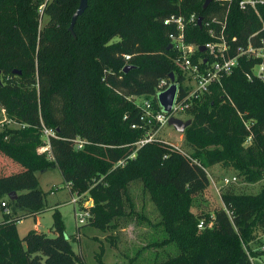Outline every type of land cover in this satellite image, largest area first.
<instances>
[{
    "label": "trees",
    "instance_id": "trees-1",
    "mask_svg": "<svg viewBox=\"0 0 264 264\" xmlns=\"http://www.w3.org/2000/svg\"><path fill=\"white\" fill-rule=\"evenodd\" d=\"M204 2L88 0L70 31L79 0H0V107L19 126L0 131V154L22 168L0 175V264H84L56 210L53 237L35 230L18 235L19 222L50 209L36 174L55 169L76 196L91 201L86 224L103 233L131 216L149 220L134 209L131 184L140 182L160 213L153 225L164 236L158 245L174 246L153 247L161 249L156 258L166 254L153 264H252L243 245L264 230V82L247 79L256 60L240 58L221 85L193 104L183 140L203 169L221 165L247 184L262 182L257 194L225 190L219 208L197 213L193 203L209 179L191 160L158 140L127 159L144 134L131 129L140 115L131 99H148L159 109L158 83L180 75L177 53L168 49L174 27L164 20L194 15L215 31L224 25L228 39L236 38L230 57L248 39L254 46L264 40V5L260 21L236 0H211L203 9ZM211 40L204 25L186 28L189 44ZM125 66L133 68L124 73ZM43 127L55 132L49 153L43 151ZM77 138L86 142L81 150L75 149ZM201 221L212 228L198 230ZM137 253L124 264H137ZM99 255L96 264H105Z\"/></svg>",
    "mask_w": 264,
    "mask_h": 264
},
{
    "label": "rangeland",
    "instance_id": "rangeland-1",
    "mask_svg": "<svg viewBox=\"0 0 264 264\" xmlns=\"http://www.w3.org/2000/svg\"><path fill=\"white\" fill-rule=\"evenodd\" d=\"M47 1L49 0H44V3ZM39 11L42 13V7ZM44 23L45 20L43 19L40 25L42 26ZM174 117L179 118L182 121L189 120L187 119L186 114L176 115ZM9 127L16 128L17 126L10 123L0 107V131ZM158 138L164 142L178 146L180 150L184 152H188L183 140V134L175 132L173 128L168 125L161 130ZM243 145L244 147H247L249 141H246ZM21 169V166L0 154L1 176H7L6 174H12ZM207 172L209 173L213 184L209 180L207 190L194 201L192 209L197 213L200 211V213H206L219 208L220 195L225 190L245 195H255L262 187V182L257 184L245 183L232 168L215 165L208 169ZM36 178L38 180L39 188L45 193V202L47 206L51 208L55 204L62 205L59 208V211L61 212L65 224L66 235L71 237L74 250L81 257L84 264H96L97 254H100L99 257L105 264H124L128 262L130 258L134 257L137 251H140L137 253V264H153L154 261H160L166 256V254H163L160 257L158 254L159 260H157L154 252L155 248L153 247H174L172 245H158L164 236L160 228H155L153 225H156L160 221V213L148 194L142 190L140 182H134L131 184L134 209L137 213L145 215L149 220L144 221L131 216L127 218L128 220L117 222L115 230L111 229L110 231L103 233L92 227H88L87 224L80 225L76 223L74 213L78 208L86 210L92 205V203L84 195H77V197H79L77 200V206L70 204L71 199L76 198V193H73V191H71L70 195L67 193L68 189L66 188V184L63 183L61 174L58 170L55 169L44 173H37ZM232 178L236 179L233 184H230V186L227 187L223 186L224 179ZM51 191L54 192L53 195L50 194ZM1 220L2 212L0 210V221ZM76 224L77 227H80L83 230V232L81 230L78 236L75 235ZM51 226L52 211L47 210L36 218L29 217L23 219L17 224V231L21 239L30 230L44 233L47 237H53L54 235L50 232ZM108 235H111L109 239H107ZM249 237L250 238L247 240L246 244L243 245L248 256L252 260L257 259L264 261V251L262 250L264 248V230H257L256 232L251 233ZM145 246L149 247L144 248ZM167 252L168 251L166 250L165 253ZM255 264L259 263L255 261Z\"/></svg>",
    "mask_w": 264,
    "mask_h": 264
},
{
    "label": "built area",
    "instance_id": "built-area-1",
    "mask_svg": "<svg viewBox=\"0 0 264 264\" xmlns=\"http://www.w3.org/2000/svg\"><path fill=\"white\" fill-rule=\"evenodd\" d=\"M236 2L240 10H249L253 12L261 21L259 8L264 5V0H236ZM197 21L198 19L194 15H191L188 19L172 15L168 19L164 20V25L174 27V32H171L168 35V39L170 41L169 45H171V49L177 53L174 64L180 75L178 76L173 74V83H171L169 79L161 80L156 89V98L159 94L174 84L176 86V95L172 111L170 114H165L160 105L159 109H155L148 99H131L140 110L139 123L131 125V129H142L144 134L142 138L131 145L134 150L127 157V159H133L137 150L144 145L156 140L162 141L158 138V135L161 130L168 125L167 123L169 118L176 115L186 114L195 102L200 101L204 98V96L211 93V87L213 85H221L222 80L230 76L233 73V70L238 66L240 58L256 60L257 63L251 68V73L247 75V79L250 80L254 77L259 81L264 82L263 38H260L259 46H254L251 39H248L246 45L244 47H237L236 54L233 57H230V50L232 48L230 42H235L236 38H231L230 40L228 39L224 25H222L218 31H215L211 27V23L201 22V25H204L206 29L207 35L212 40L203 46L189 44L186 42V28L188 26L197 25ZM262 29L264 30V24H262ZM201 47L205 49L204 52L199 51ZM129 59V56H124L125 61H128ZM10 123L19 128L17 124L11 121ZM42 136L44 142L43 151L49 153V138L54 137L55 132L51 129L43 127ZM73 143L75 144V149L81 150L86 142L77 138ZM165 143L170 145L173 151L178 152L181 156L191 160L187 152L180 150L178 146L167 142ZM125 161L126 159L119 161L115 166H124ZM191 161L206 173L208 179L213 184L207 170L203 169L198 162L194 160ZM235 181V178L224 179L223 186L233 184ZM66 188L68 189V192L71 193L70 184H66ZM50 194H53V191H51ZM75 197L76 198H72L70 201V204L73 206H77V200L79 199V197ZM0 206L5 208L4 203H1ZM74 216L76 223L80 225H85L90 218L89 212L85 209L81 210L80 208H78V210L74 213ZM205 228L211 229L212 223L206 224L201 221L197 226L198 230H203ZM262 250L264 251V248ZM250 261L252 264H255V261L259 264H264V261L257 259H250Z\"/></svg>",
    "mask_w": 264,
    "mask_h": 264
},
{
    "label": "water",
    "instance_id": "water-1",
    "mask_svg": "<svg viewBox=\"0 0 264 264\" xmlns=\"http://www.w3.org/2000/svg\"><path fill=\"white\" fill-rule=\"evenodd\" d=\"M87 1L88 0H79L78 8L75 11V13L73 14L72 19H71V24L69 27L70 31H72L73 25H74L76 19L79 16H81L83 14V12L85 11V9L87 7ZM210 2H211V0H205V2L203 4V9L207 8L208 5L210 4ZM201 21H202V19L198 18L197 24L199 26L201 25ZM168 49H171V45L168 46ZM204 50L205 49L203 47H201L199 49L200 52H204ZM132 68L133 67H131V66H125L123 68V72L126 73L127 71H129ZM169 80L171 83L174 82V77H173L172 73L169 75ZM175 95H176V86L174 84H172L167 90H165L164 92H162L161 94L158 95L157 101H158L160 107L162 108V110L165 114L171 113L173 102L175 99ZM167 124H168V126L172 127L175 132H177L179 134H183L185 129L191 125V120L182 121L179 118L170 117Z\"/></svg>",
    "mask_w": 264,
    "mask_h": 264
},
{
    "label": "crops",
    "instance_id": "crops-1",
    "mask_svg": "<svg viewBox=\"0 0 264 264\" xmlns=\"http://www.w3.org/2000/svg\"><path fill=\"white\" fill-rule=\"evenodd\" d=\"M67 192V191H66ZM69 195H70V193L69 192H67ZM53 194H54V192H53ZM52 194V195H53ZM62 205L61 204H55L54 206H52L49 210H51L52 211V213H53V211H58L60 214H61V212L59 211V208L61 207ZM38 225V224H37ZM36 225V226H37ZM66 229V228H65ZM75 230H76V234L75 235H77L78 236V234L81 232V228L80 227H77V224H76V226H75ZM82 232H83V230H82ZM79 238V237H78ZM159 250H161V249H155V251H157V252H159ZM154 251V252H155ZM156 253V252H155ZM157 260H159V257L157 256Z\"/></svg>",
    "mask_w": 264,
    "mask_h": 264
}]
</instances>
